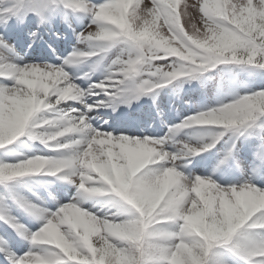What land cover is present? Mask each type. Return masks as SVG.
Segmentation results:
<instances>
[{"label": "snow or ice", "instance_id": "6c2138e0", "mask_svg": "<svg viewBox=\"0 0 264 264\" xmlns=\"http://www.w3.org/2000/svg\"><path fill=\"white\" fill-rule=\"evenodd\" d=\"M41 43L57 63L24 59ZM213 70L215 99L163 136L117 111L161 115ZM22 137L49 151L0 158V264H264V0H0V149ZM101 196L116 210L82 208Z\"/></svg>", "mask_w": 264, "mask_h": 264}, {"label": "rangeland", "instance_id": "374dc122", "mask_svg": "<svg viewBox=\"0 0 264 264\" xmlns=\"http://www.w3.org/2000/svg\"><path fill=\"white\" fill-rule=\"evenodd\" d=\"M87 23V21H85ZM66 44V51L61 55H66L68 51L71 50V47L76 43L75 38L71 35L68 36ZM24 53H21L23 55ZM46 57V56H45ZM45 57L43 58H38V57H33L30 55L24 56V59L28 62H48V63H57L56 62H50L48 59ZM219 81V78H217ZM218 84L217 81H214L211 85V90L212 92L216 93V85ZM171 86L166 87L164 90L159 92V95L156 97V103L161 106L160 109L162 111L161 115L155 114L149 107L148 105H152V100L149 97L145 101H139L137 103L132 102L131 107H127L124 105H121V107L117 110L123 111V112H128L130 108L133 106L137 105L138 106V114L134 113L133 111L128 112L132 113V115L136 118H140L142 114H144L146 117L150 118L149 122L150 124L148 125V129H143L141 128L138 124H135L133 121H128L127 123L130 125L132 130H138V131H144V132H151L155 133L156 137L163 136L164 133L167 131V127L165 125H170L171 123H176L179 122L180 119L185 115L189 114L190 112L194 111V106L188 101H183L184 99H189V96H192L196 93V88H193L192 90L185 91L182 88L178 90V95L182 99H174L171 95ZM215 97L213 96L212 98H209V103H211ZM100 113H105L106 110L101 108L98 109ZM39 115V114H38ZM115 114H113L114 116ZM103 119H108L107 115L103 116ZM131 122V123H130ZM109 123H113L112 120H109ZM140 138V137H136ZM183 139H187L186 136L182 137ZM9 149H12L11 154L12 156H18V155H32L33 153L35 154H47L48 151H46L44 146L39 142V141H33L29 140L28 138L26 139L25 137L20 138L19 141L15 142L14 145L7 146ZM220 147V145H219ZM218 147V148H219ZM215 152V151H214ZM213 152V153H214ZM5 155H7V151L0 149V158H3ZM208 156V157H207ZM206 161V164L204 163ZM192 162L195 165V168L193 171L197 175H204L206 172L211 171V168L215 162L214 156L211 154L203 153L200 155V157L192 158ZM189 167H192V165H189ZM35 179L37 181H50V180H55V183L47 185L48 190L51 189H56L59 188L61 189L62 193L64 195L69 196V195H74L75 194V189L71 184H68L67 181L63 180H58V179H52L49 178L46 175H36ZM54 178V177H53ZM45 184L40 183L35 186L33 189L34 191H37L40 194H43L44 189H45ZM84 210H89L92 213L96 214L98 217H103L106 213L115 211L116 209L113 207L112 204L109 203V197H92L86 200L83 205H81ZM25 223H28L29 227L32 226V223L29 222L28 218H23ZM6 225H0V231H2L4 228H6ZM9 231H11L9 229ZM17 239H20L17 237ZM29 241L28 240H22V244L24 247H27Z\"/></svg>", "mask_w": 264, "mask_h": 264}, {"label": "bare ground", "instance_id": "6f19581e", "mask_svg": "<svg viewBox=\"0 0 264 264\" xmlns=\"http://www.w3.org/2000/svg\"><path fill=\"white\" fill-rule=\"evenodd\" d=\"M54 45H56V42L54 41V40H52L51 41ZM56 48H57V46H55ZM58 49V48H57ZM33 53H36V54H38V55H40V56H45V55H43V53L41 54V52L38 50V49H36V52H33ZM54 59L56 60V58L54 57ZM64 194V193H63Z\"/></svg>", "mask_w": 264, "mask_h": 264}, {"label": "trees", "instance_id": "16d2710c", "mask_svg": "<svg viewBox=\"0 0 264 264\" xmlns=\"http://www.w3.org/2000/svg\"><path fill=\"white\" fill-rule=\"evenodd\" d=\"M206 74H207V73H206ZM206 74H205V75H206ZM206 76H207V75H206Z\"/></svg>", "mask_w": 264, "mask_h": 264}]
</instances>
